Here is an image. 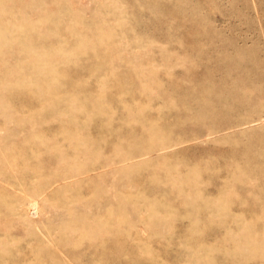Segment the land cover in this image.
I'll use <instances>...</instances> for the list:
<instances>
[{
    "label": "rangeland",
    "instance_id": "rangeland-1",
    "mask_svg": "<svg viewBox=\"0 0 264 264\" xmlns=\"http://www.w3.org/2000/svg\"><path fill=\"white\" fill-rule=\"evenodd\" d=\"M0 264H264V0H0Z\"/></svg>",
    "mask_w": 264,
    "mask_h": 264
},
{
    "label": "bare ground",
    "instance_id": "bare-ground-1",
    "mask_svg": "<svg viewBox=\"0 0 264 264\" xmlns=\"http://www.w3.org/2000/svg\"><path fill=\"white\" fill-rule=\"evenodd\" d=\"M34 54H35V53H34ZM33 202H34V201H33ZM33 202H32V203L30 202V203H31V205H32V204H35V205H36V203H35V202L33 203ZM28 205H29V204H28ZM28 205H27V206H28ZM35 207H36V206H35Z\"/></svg>",
    "mask_w": 264,
    "mask_h": 264
}]
</instances>
